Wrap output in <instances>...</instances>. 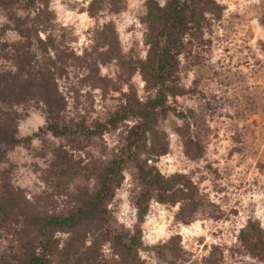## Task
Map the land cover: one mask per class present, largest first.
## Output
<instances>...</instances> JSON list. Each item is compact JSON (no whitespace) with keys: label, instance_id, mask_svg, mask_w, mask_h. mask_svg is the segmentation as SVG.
<instances>
[{"label":"rangeland","instance_id":"374dc122","mask_svg":"<svg viewBox=\"0 0 264 264\" xmlns=\"http://www.w3.org/2000/svg\"><path fill=\"white\" fill-rule=\"evenodd\" d=\"M15 1L0 3V116L19 119L9 123L16 136L46 124V88L61 95L59 120L70 126L105 124L155 96L161 80L151 65L172 0ZM212 2L180 37L163 76L176 96L145 139L134 127L147 121L130 114L96 136L0 144V264L18 250L19 231L2 210L72 212L104 166L139 141L108 205L113 239L82 228L73 245L57 232L54 264H264L239 239L249 226L264 235V0ZM131 239L138 246L128 258L121 241Z\"/></svg>","mask_w":264,"mask_h":264},{"label":"trees","instance_id":"16d2710c","mask_svg":"<svg viewBox=\"0 0 264 264\" xmlns=\"http://www.w3.org/2000/svg\"><path fill=\"white\" fill-rule=\"evenodd\" d=\"M13 2L16 1L0 0V3L5 5ZM31 2H35V0H31ZM212 5V0H172L171 5L161 9L164 42L154 58V64L151 65V68L156 72L157 78L161 81L155 87V96H150L145 103H138L117 111L105 124L89 127L85 123H80L70 126L61 123L59 120L60 111L63 110L61 95L55 88H46L40 93V98L45 103L46 124L40 127L37 132L19 137L16 136L13 128L9 125V123L13 124L19 119L16 116H14V119H10L8 115L0 116V144L22 146L32 142L44 133H50L55 137L77 134L90 137L96 136L105 132L109 125L114 126L120 120L127 119L130 114L147 121L146 124H138L134 127L138 137L145 139L146 132L151 127L150 124L156 120L157 115H166L170 111V108L166 105L167 97L169 95L176 96V93L172 92L170 85H168L163 76L168 75L174 68L173 56L175 54L178 55L180 52L179 42L181 35H186L190 30L189 28L187 29L188 25L199 24L197 8L207 7L210 9ZM51 82L48 83L52 85ZM140 144L141 141L136 145H132L126 157L120 156L111 159L97 177V189L72 212L36 217L23 216L19 211L7 213L2 210L1 213L6 218L2 222L15 224L19 230L16 240L17 245L15 246V249L18 250L10 256V262H4L3 264H54L59 252L56 238L57 232L69 234V241L73 245L78 243L82 228L87 234V238L88 236H94L97 232L103 238L108 237L105 239L106 242L113 239L111 237L112 230L108 205L114 198L116 189L123 182V172L126 165L134 161L133 148L139 147ZM141 179L145 189H150L155 184L150 182L145 175ZM141 203L137 204L140 218L147 212V206L143 208ZM6 213L9 214L8 217H5ZM246 231H248V234H245ZM239 239L252 257L264 260L263 233L249 226V228L241 231ZM134 242V239H131L129 243L121 241L122 246L125 248L123 250H126L128 258L133 256V248L138 246ZM75 252V250L69 251L68 254ZM69 258L74 259L75 257L74 255H69ZM132 263L133 261H130V264Z\"/></svg>","mask_w":264,"mask_h":264}]
</instances>
